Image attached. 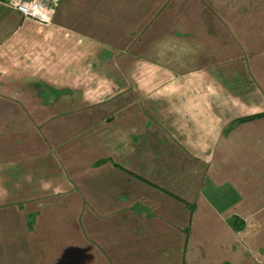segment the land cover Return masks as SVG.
Returning <instances> with one entry per match:
<instances>
[{
    "label": "crops",
    "instance_id": "crops-1",
    "mask_svg": "<svg viewBox=\"0 0 264 264\" xmlns=\"http://www.w3.org/2000/svg\"><path fill=\"white\" fill-rule=\"evenodd\" d=\"M3 1L0 264H264V0Z\"/></svg>",
    "mask_w": 264,
    "mask_h": 264
},
{
    "label": "built area",
    "instance_id": "built-area-1",
    "mask_svg": "<svg viewBox=\"0 0 264 264\" xmlns=\"http://www.w3.org/2000/svg\"><path fill=\"white\" fill-rule=\"evenodd\" d=\"M3 3L27 19L50 25L53 24L60 0H6Z\"/></svg>",
    "mask_w": 264,
    "mask_h": 264
},
{
    "label": "trees",
    "instance_id": "trees-1",
    "mask_svg": "<svg viewBox=\"0 0 264 264\" xmlns=\"http://www.w3.org/2000/svg\"><path fill=\"white\" fill-rule=\"evenodd\" d=\"M243 120H246V119H243ZM233 225L235 226V228L241 229L243 227V225H244V222L242 220H240L239 222L238 221H234Z\"/></svg>",
    "mask_w": 264,
    "mask_h": 264
}]
</instances>
